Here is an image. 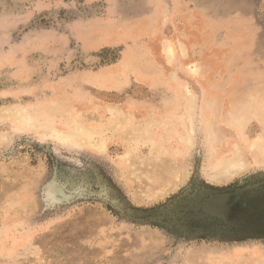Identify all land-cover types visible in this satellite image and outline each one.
Wrapping results in <instances>:
<instances>
[{"label": "rangeland", "instance_id": "obj_1", "mask_svg": "<svg viewBox=\"0 0 264 264\" xmlns=\"http://www.w3.org/2000/svg\"><path fill=\"white\" fill-rule=\"evenodd\" d=\"M0 264H264V0H0Z\"/></svg>", "mask_w": 264, "mask_h": 264}, {"label": "water", "instance_id": "obj_2", "mask_svg": "<svg viewBox=\"0 0 264 264\" xmlns=\"http://www.w3.org/2000/svg\"><path fill=\"white\" fill-rule=\"evenodd\" d=\"M57 193L63 197V194L61 191H57ZM226 200H227L226 196L213 199L208 205L204 206V211L207 214H211L215 217H218V216L221 217L228 210V207L225 204Z\"/></svg>", "mask_w": 264, "mask_h": 264}]
</instances>
